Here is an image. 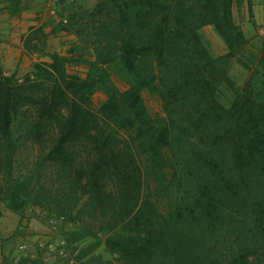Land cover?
I'll return each instance as SVG.
<instances>
[{"label":"trees","instance_id":"16d2710c","mask_svg":"<svg viewBox=\"0 0 264 264\" xmlns=\"http://www.w3.org/2000/svg\"><path fill=\"white\" fill-rule=\"evenodd\" d=\"M236 1L64 0L49 24L92 50L85 78L30 28L23 50L50 61L22 77L0 67V209L104 236L110 259L98 264H264V45L236 86L229 65L247 43ZM204 26L224 54L203 44ZM96 91L106 99L95 110ZM157 194L172 196L165 213Z\"/></svg>","mask_w":264,"mask_h":264},{"label":"rangeland","instance_id":"374dc122","mask_svg":"<svg viewBox=\"0 0 264 264\" xmlns=\"http://www.w3.org/2000/svg\"><path fill=\"white\" fill-rule=\"evenodd\" d=\"M64 0H20V12L10 14L12 0H0V67L6 75L22 77L38 62H49V57L28 54L22 48V38L32 27H42L47 35L46 51L65 57L68 74L85 78L88 66L83 61H92L91 49L83 45L76 36L65 31L54 32L50 21L57 23L58 11ZM71 1V0H70ZM90 6L94 0H74ZM253 17L247 11V1L237 0L233 6L235 23L246 37V46L230 62L228 75L236 86L247 80L249 70L254 67L264 45V0H252ZM203 44L213 56L225 53V45L212 26L199 31ZM112 81L119 90L126 86L112 74ZM219 100L227 106L232 93L220 87ZM106 97L96 91L91 97L95 110ZM143 102L152 116H162L160 99L147 91L142 92ZM171 194L155 196L158 208L165 213L171 203ZM42 217L37 211L27 210L23 215L0 209V264L23 261V264H98V260L110 259L104 236L87 238L75 227L64 225L55 219Z\"/></svg>","mask_w":264,"mask_h":264}]
</instances>
